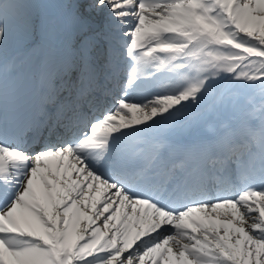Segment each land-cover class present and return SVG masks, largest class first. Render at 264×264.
Here are the masks:
<instances>
[{
	"label": "snow or ice",
	"instance_id": "6c2138e0",
	"mask_svg": "<svg viewBox=\"0 0 264 264\" xmlns=\"http://www.w3.org/2000/svg\"><path fill=\"white\" fill-rule=\"evenodd\" d=\"M0 264H264V0H0Z\"/></svg>",
	"mask_w": 264,
	"mask_h": 264
}]
</instances>
